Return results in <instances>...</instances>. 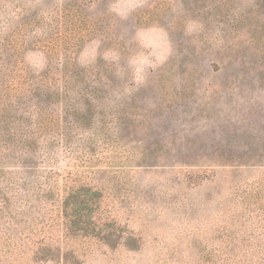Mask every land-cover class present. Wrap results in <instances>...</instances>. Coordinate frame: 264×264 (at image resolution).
<instances>
[{
  "label": "rangeland",
  "instance_id": "374dc122",
  "mask_svg": "<svg viewBox=\"0 0 264 264\" xmlns=\"http://www.w3.org/2000/svg\"><path fill=\"white\" fill-rule=\"evenodd\" d=\"M0 264H264V0H0Z\"/></svg>",
  "mask_w": 264,
  "mask_h": 264
},
{
  "label": "trees",
  "instance_id": "16d2710c",
  "mask_svg": "<svg viewBox=\"0 0 264 264\" xmlns=\"http://www.w3.org/2000/svg\"><path fill=\"white\" fill-rule=\"evenodd\" d=\"M66 194L62 206L67 223H70L74 229H78L82 235L87 236L90 233L87 226L91 222H87L86 219H91L98 208L99 195L87 187L71 188Z\"/></svg>",
  "mask_w": 264,
  "mask_h": 264
}]
</instances>
